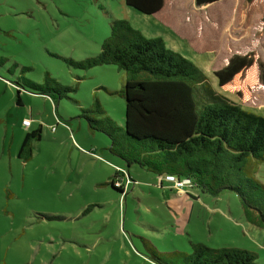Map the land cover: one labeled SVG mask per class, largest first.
I'll return each instance as SVG.
<instances>
[{
	"label": "rangeland",
	"instance_id": "obj_1",
	"mask_svg": "<svg viewBox=\"0 0 264 264\" xmlns=\"http://www.w3.org/2000/svg\"><path fill=\"white\" fill-rule=\"evenodd\" d=\"M241 2L233 4L224 34L264 64V20L242 29ZM110 18L126 20L145 38H160L219 91L210 54L195 52L155 16L121 0H0V264H184L190 242L244 249L256 255L255 264H264V229L247 221L235 192L212 196L194 188L200 199L191 198V207L168 209V191L152 189L155 174L127 166L110 152L108 137L88 127L85 115L109 119L122 137L124 73L114 66L76 69L64 59L98 54ZM23 79L70 91L53 109L49 98L14 87ZM95 104L103 115L83 112ZM249 105L264 117V97ZM23 118L30 128L22 126ZM38 126L41 137L31 139L30 159L22 161L17 152L23 136ZM112 158L137 174L125 199L105 184L114 172ZM249 177L264 184V163L254 162Z\"/></svg>",
	"mask_w": 264,
	"mask_h": 264
},
{
	"label": "trees",
	"instance_id": "obj_2",
	"mask_svg": "<svg viewBox=\"0 0 264 264\" xmlns=\"http://www.w3.org/2000/svg\"><path fill=\"white\" fill-rule=\"evenodd\" d=\"M236 1L124 0L135 11L155 16L186 39L195 52L210 54L211 73L219 91L190 61L166 48L160 38H145L123 19H109V34L98 54L64 62L82 70L114 66L124 73L119 92L125 102L122 137L109 119L85 115L92 131L108 137L112 154L127 166L137 164L157 176L188 179L192 187L212 196L233 191L241 200L247 221L264 229V184L249 177L254 162L264 163V117L252 113L257 107L249 105L264 97L260 90L264 88V64L255 52L242 53L238 40L224 34ZM240 11L239 25L246 30L256 18L264 20V0H242ZM13 85L17 90L49 98L55 105L70 91L26 79ZM222 94L237 98V103ZM15 103L21 105L18 96ZM83 112L104 114L98 104ZM40 137L39 126L26 132L17 157L30 159V141ZM117 177L114 173L105 184L120 193L121 187L114 185ZM190 246L192 252L184 254V264L256 261L254 253L240 248H210L193 242Z\"/></svg>",
	"mask_w": 264,
	"mask_h": 264
},
{
	"label": "crops",
	"instance_id": "obj_3",
	"mask_svg": "<svg viewBox=\"0 0 264 264\" xmlns=\"http://www.w3.org/2000/svg\"><path fill=\"white\" fill-rule=\"evenodd\" d=\"M121 3H124V0H121ZM37 98H43L42 96H38V95H31ZM46 98V97H44ZM51 101V105L53 107V109H55V107L57 106V104L55 105L53 103V101L51 99H49ZM21 102V101H20ZM26 118H23V120H25ZM57 119V118H56ZM31 126V124H30ZM30 126L28 128H30ZM109 162V166L113 169V174L111 176H109V179L114 175V173H118V177L116 179L122 178V187H121V192L119 193L120 196H123V198H126V194L128 193L129 189L132 188L131 191H133L135 189V185L138 184L137 179L135 178L136 172L135 171H130L128 169L123 168V166H121L120 162L117 159H110L108 160ZM156 176V181H155V187H153L152 189L154 191H156L157 189V185L159 186L158 188H164L166 191H168V193H165L164 195V201L166 202V205H169L168 209H175L176 205H178V203H182L183 207L184 206H189L191 207V201L190 199H195V200H199L200 197L197 195H193L191 193V191H196V189H194V187H184L181 190L175 189V187L169 183L166 182L162 179V176ZM188 189V190H186ZM187 191V192H186ZM186 195V197H185ZM189 198V200H187ZM215 202H217V198H215ZM168 203V204H167ZM168 207V206H167ZM184 209V208H183ZM171 212V210H170ZM174 213V212H173Z\"/></svg>",
	"mask_w": 264,
	"mask_h": 264
},
{
	"label": "built area",
	"instance_id": "obj_4",
	"mask_svg": "<svg viewBox=\"0 0 264 264\" xmlns=\"http://www.w3.org/2000/svg\"><path fill=\"white\" fill-rule=\"evenodd\" d=\"M29 125H30V121L28 119H25L22 121V126L28 127ZM162 179L166 182L171 183L175 187V189H178V190H181L186 186L192 187V184L188 179L178 178L175 175H170V174L162 175ZM121 181H122V178L115 179L114 185L118 188L122 187Z\"/></svg>",
	"mask_w": 264,
	"mask_h": 264
}]
</instances>
